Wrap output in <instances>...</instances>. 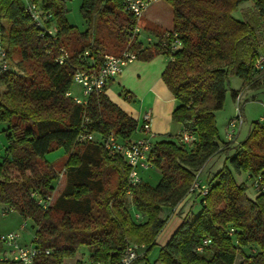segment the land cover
Returning a JSON list of instances; mask_svg holds the SVG:
<instances>
[{
	"label": "trees",
	"instance_id": "trees-1",
	"mask_svg": "<svg viewBox=\"0 0 264 264\" xmlns=\"http://www.w3.org/2000/svg\"><path fill=\"white\" fill-rule=\"evenodd\" d=\"M37 1L52 14L54 35L26 16L22 0H0L6 61L5 68L0 63V121L7 125L0 207L30 220L32 242L49 250L34 264H61L80 247L89 249L93 264H122L130 244L145 247L130 264H236L238 255L244 258L239 264H264V195L250 197L248 186L237 182L226 165L206 182L205 194L194 190L198 210L181 218L150 259L168 211L193 193L196 174L209 156L234 149L229 158L234 172H246L249 178L264 173V119L254 120L235 145V139L220 145L213 114L223 107L229 77L243 80L242 89L231 91L234 100L244 91L264 87V62L255 65L264 56V0H166L172 11L167 32L178 33L182 45L161 78L176 100L172 121L194 134L195 141L185 145L177 134L152 141V166L161 174L155 186L142 180L132 185L124 159L103 147L102 139L111 131L121 141L130 138L137 120L104 92L92 93L86 104L67 93L75 71L98 68L105 53L118 55L128 46L137 59L164 55L160 40L166 31L147 29L159 39L154 44L137 36L128 44V28L136 20L124 0H81L84 31L67 21L66 0ZM246 2L251 5L240 8ZM237 10L240 15L234 16ZM60 48L67 53L61 63L56 59ZM83 125L95 133V141L77 140ZM58 147L66 154L65 184L43 209L31 193L54 192L59 174L45 154ZM206 239L210 242L203 244ZM3 250L0 240V255ZM0 264L20 263L0 259Z\"/></svg>",
	"mask_w": 264,
	"mask_h": 264
},
{
	"label": "built area",
	"instance_id": "built-area-1",
	"mask_svg": "<svg viewBox=\"0 0 264 264\" xmlns=\"http://www.w3.org/2000/svg\"><path fill=\"white\" fill-rule=\"evenodd\" d=\"M24 5V12L26 16L37 26L43 28V32L49 35L56 33V24L52 21V14L49 11H45L41 8L40 3L37 0H22ZM155 0H124L126 8L133 14L136 23L130 25L128 28V35L126 40L129 43L132 42L134 36L147 45L154 44L159 41L158 37L153 34H142V29L139 25V20L142 17L144 11L149 4ZM43 33V34H44ZM41 33V35H43ZM169 38V41L166 40ZM160 45L163 48L164 55L168 57V60H173V54L182 45L180 35L176 32H166L163 39L160 40ZM60 55L56 58L58 62H63L67 57V53L63 48H60ZM84 56H88L87 52H84ZM5 51L1 43V27H0V61L2 68L6 67V61L4 60ZM137 59V52L131 50L128 46L125 47L118 55L111 53H105L102 56L101 64L98 68L93 66L88 69L76 70L73 76V82L77 83L81 87V95H74L72 98L76 103L86 104L88 97L92 93H103L108 86L111 79L118 75L123 68ZM264 62V56L259 55L256 59V66L261 67V63ZM71 95V92L67 93ZM235 100L237 101V115L229 119L227 124V135L230 140L235 139V133L239 130L243 123V113L240 107L241 95L239 94ZM264 119L261 117L260 120ZM82 131L78 134V141H95L96 135L94 132L85 131V126H82ZM144 132L141 136L130 137L126 140H119L114 132H109L103 139V147L108 154L113 156H121L126 164L130 167L128 174L129 182L134 185L141 182L140 171L152 168V158L150 157V151L153 142L150 137V114L146 112L143 115V123L141 126ZM179 136V141L185 145L192 144L195 141V136L191 132L186 130H179L176 133ZM199 172V171H198ZM197 172V173H198ZM250 185L255 192L264 195V173L260 172L254 177H250ZM192 192L197 189L201 194L207 192V186L198 180L196 174V180L193 183ZM31 196L36 200V203L43 209H46L53 201L52 195L41 196L38 192H32ZM138 217V214L135 215ZM26 224L22 223L19 229L10 230L5 233H0V240L4 246V250L0 255L1 260H11L19 262L20 264H34L35 258L41 253L48 254L49 250H42L36 246L32 241L27 244H20L19 240L22 236L21 231L25 228ZM234 229L229 228L228 234L232 235ZM210 240L206 239L203 244L209 243ZM236 242V241H235ZM140 246L135 244L128 245L121 256L122 264H130L131 261L138 255ZM199 246L197 250H201ZM251 252H256V248H251ZM100 264V263H95Z\"/></svg>",
	"mask_w": 264,
	"mask_h": 264
},
{
	"label": "rangeland",
	"instance_id": "rangeland-1",
	"mask_svg": "<svg viewBox=\"0 0 264 264\" xmlns=\"http://www.w3.org/2000/svg\"><path fill=\"white\" fill-rule=\"evenodd\" d=\"M80 5H81V0H66L65 2V7L67 9L66 18L69 24L77 27L80 31H84L87 28V23L83 19L82 14L80 12ZM162 5L165 10H163V13H162V19L164 22H162L161 25L165 27V26L170 25V22H171V8L166 0H155L151 2L145 11H147L149 8H154V7L160 8ZM250 5H251L250 2H246V3L240 4V8L249 7ZM233 15L239 16L240 15L239 11L238 10L234 11ZM139 25L142 30H145L144 28H146V29H156L158 32L166 31L160 25H152L151 27L147 28V26H149V23L144 17L142 18L141 23ZM151 34L157 37L153 32H151ZM141 40L143 39L141 38ZM262 53H264V51H262ZM156 57H157L156 59H160L165 64L168 62V57L163 54H158ZM134 61L146 62L149 60L136 59ZM242 86H243V80L241 78L237 76L229 77V87L225 94L223 107L213 112L215 121H216V128H217L216 141L220 145L223 142L230 140V138L227 135V124H228L229 119H231L232 117H235L238 112L237 111V101L232 98L231 91L240 90L242 89ZM70 92H71V96H74V95L82 96L81 87L75 82L72 83ZM118 96L121 99H123L126 103L128 104L130 103L129 106H132V107L134 106V103L128 101L126 97L125 98L123 97L124 95L122 92H120ZM126 103L122 102L121 104L124 106L126 105ZM240 106L242 107V113H243L244 120L239 130L235 133L236 135L235 142L233 141L234 145L246 137L248 130L251 126V123L254 120L264 117V87L259 88V89H250L246 91L242 95V98L240 100ZM134 108L136 110V107ZM6 127H7L6 123L0 121V161L5 155V147L7 144V139H6L5 133L3 132V130ZM233 153H234V149H231L229 153L220 152V153H215L209 156L205 160V162L202 164L199 172L197 173L198 180L201 181V183L206 184V182L217 171H219L224 165H226L232 172V175L237 182H244L248 186L247 194L253 198L256 192L250 185V179H249L248 174L246 172L236 173L233 171V169L230 166L229 158ZM65 158H66V154L62 147L54 148L45 154V159L55 166L59 174V177L55 184L54 192L51 194L53 197V200L61 192L65 184L66 172H65V169L63 168V163L65 161ZM140 175H142L141 177L142 181L147 182L151 186H155L161 177L159 170L154 167L140 171ZM196 191L198 190L195 189V192ZM195 192L193 191L192 194L191 193L189 194L190 195L189 197L193 196V199L189 203V206L188 207L185 206V208L183 209L180 208L176 212L175 216H177L179 219H181L190 210H194V211L198 210L199 208V206L197 205L198 196L197 194H195ZM131 212L133 215L136 214L133 207H131ZM169 213H173V209L170 210V212H168V215ZM175 216L172 220H169L164 225L163 229L158 234L157 239H156L157 242L151 251L150 259H153L157 256L159 247L165 244L170 234L172 233L174 226H175L174 225ZM22 223H26V226L21 231L22 236L20 240L22 242L24 241L30 242L33 232H34V227L32 226L31 221L30 220L24 221L22 217L16 211L9 210L6 212L2 210V208L0 207V233H5L9 230L19 229ZM138 246H140V249L138 251V253H140L144 250L145 247L143 245H138ZM88 255H89V249L86 247H80L73 256H68V257L63 258L61 264H93L88 259ZM236 259H240L241 261L244 260V258H239V256H237Z\"/></svg>",
	"mask_w": 264,
	"mask_h": 264
},
{
	"label": "crops",
	"instance_id": "crops-1",
	"mask_svg": "<svg viewBox=\"0 0 264 264\" xmlns=\"http://www.w3.org/2000/svg\"><path fill=\"white\" fill-rule=\"evenodd\" d=\"M163 10H165L163 5L160 8H149L147 11H144L139 24L144 17L149 23V26H147V28L151 27L152 25L162 26L161 23L164 22L162 19ZM162 28L166 31L171 30L172 11L170 25L165 27L162 26ZM144 29L145 30H142V34H151V31H148L146 28ZM156 56L146 62L133 61L127 64L124 67L125 69L123 68V70L118 75L110 80L108 86L104 91V93L112 102H115L123 111L137 120V128L131 137L141 136L144 134L141 129L143 123V115L146 112L150 114L149 134L152 141L171 139L181 129L180 124L173 122L171 119V113L176 106V100L161 78V73L167 63L165 64L160 59H156ZM120 92L123 93L124 98L126 97L128 101L134 103L133 107L129 106L130 103H126L118 96ZM245 92L246 91L240 94L241 98ZM120 102L126 103V105L123 106ZM134 107H136V110ZM140 176L142 177V175ZM189 196L190 195L185 197L176 207L172 208L173 213H169L170 216L168 215L166 223L174 218L176 212L180 208L183 209L185 208V206H189V203L193 199V196ZM168 212H170V210ZM180 221L181 219L175 216V226L173 231L176 229ZM30 242H22L21 240H19L20 244H27ZM238 256L239 258H243L240 255ZM240 262V259H236L237 264H239Z\"/></svg>",
	"mask_w": 264,
	"mask_h": 264
}]
</instances>
